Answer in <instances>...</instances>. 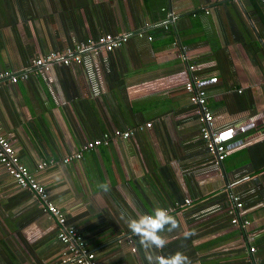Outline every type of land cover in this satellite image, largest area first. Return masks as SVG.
Returning <instances> with one entry per match:
<instances>
[{
  "label": "crops",
  "instance_id": "1",
  "mask_svg": "<svg viewBox=\"0 0 264 264\" xmlns=\"http://www.w3.org/2000/svg\"><path fill=\"white\" fill-rule=\"evenodd\" d=\"M105 36L125 42L86 46ZM66 51L80 62L54 60L34 74V60ZM21 73L27 79L14 84L0 78V137L96 264H147L119 217L156 207L173 209L178 223L162 233L160 254L264 264V0H0V75ZM190 78L216 79L206 104L217 130L253 124L218 165L199 137ZM145 123L60 162L84 142ZM233 198L242 208L230 214ZM56 232L34 194L0 167V264H61Z\"/></svg>",
  "mask_w": 264,
  "mask_h": 264
},
{
  "label": "built area",
  "instance_id": "2",
  "mask_svg": "<svg viewBox=\"0 0 264 264\" xmlns=\"http://www.w3.org/2000/svg\"><path fill=\"white\" fill-rule=\"evenodd\" d=\"M125 42V39L113 40L109 36L99 37L96 43L87 42L86 46H98L105 51H111L119 48ZM85 47H80L79 50ZM69 52L62 54L49 55V57L36 59L32 62L35 67V73L48 71L51 62L56 60L61 65H68L69 63H79L80 57L77 54L69 56ZM192 69V67H188ZM26 73L18 75L4 74L0 75V78L6 77L10 83H16L17 81H25L27 79ZM216 83L215 78H190L189 82L184 87V90L189 94V102L193 105L194 114L197 116L199 124V137L203 142V145L211 157L214 164L218 165L227 154L239 143L234 139L236 134L245 132L247 129L252 128V123H240L234 127L228 129L217 130L212 113L206 104V87ZM150 128V123H145L142 126H138L134 129H126L124 131L113 130L110 134H104L101 138L94 139L89 142L82 143L77 151L65 155L61 159L62 164H68L71 161H78L81 158L83 152H88L99 146H108L110 142L117 140H127L133 135L135 130H144ZM52 164V162H48ZM47 164L41 162L37 164V169L41 170ZM0 167L4 173L8 175L17 187L27 189L34 194L37 206L52 219L56 227V238L62 245L63 250L60 255L61 264H96L94 262V255L88 252L84 247V241L80 234L72 226L65 225V219L62 211L54 205L48 197L45 188L40 184L36 178H34L21 164L18 163L12 146L9 142L0 137ZM233 210H229L232 214L233 211H239L242 208L241 203L237 198L232 199ZM185 205H189V201L184 202ZM234 214V213H233ZM231 224H236L241 228H245L248 225L246 219L239 220L237 217H232ZM253 248H248V252L252 253Z\"/></svg>",
  "mask_w": 264,
  "mask_h": 264
},
{
  "label": "clouds",
  "instance_id": "3",
  "mask_svg": "<svg viewBox=\"0 0 264 264\" xmlns=\"http://www.w3.org/2000/svg\"><path fill=\"white\" fill-rule=\"evenodd\" d=\"M98 187L104 192L109 191L106 183H99ZM173 209L156 207L151 212H141L133 217L121 211L119 219L124 222L134 237L138 238L140 248L144 252L147 264H192L191 259L181 251L163 255L159 250L166 247L167 241L162 235L165 231L177 229L176 217ZM186 238L194 233H186Z\"/></svg>",
  "mask_w": 264,
  "mask_h": 264
}]
</instances>
